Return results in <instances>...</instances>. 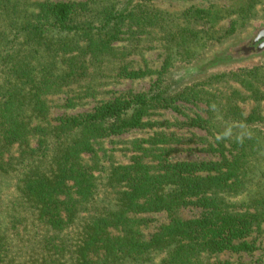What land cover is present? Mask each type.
<instances>
[{
    "label": "trees",
    "instance_id": "16d2710c",
    "mask_svg": "<svg viewBox=\"0 0 264 264\" xmlns=\"http://www.w3.org/2000/svg\"><path fill=\"white\" fill-rule=\"evenodd\" d=\"M127 4L0 0V264H95L97 256L100 264H210L224 251H247L245 237L264 223V179L254 180L264 178L260 130L240 136L236 156L223 162L171 160L144 140H132L139 157L129 165L104 151L106 138L150 125L145 120L160 102L197 99L185 87L171 98L163 83L138 94L104 89L139 77L131 57L142 35L163 33V74L190 62L188 41L214 40L209 30L175 31L190 11ZM253 11L251 2L231 11L240 22L224 39L242 32L243 13ZM102 93L111 96L101 99ZM54 96L66 98L70 109L96 104L54 124L48 105ZM154 139L153 145L164 142L163 135ZM190 204L203 214L183 221L177 211ZM143 214L166 219L149 238Z\"/></svg>",
    "mask_w": 264,
    "mask_h": 264
},
{
    "label": "rangeland",
    "instance_id": "374dc122",
    "mask_svg": "<svg viewBox=\"0 0 264 264\" xmlns=\"http://www.w3.org/2000/svg\"><path fill=\"white\" fill-rule=\"evenodd\" d=\"M123 2L128 3V9L138 2L142 6L152 5V8L171 11L175 15L185 10L190 11L191 16L187 21L184 20L174 26L175 31L178 28L189 29L192 33L201 29L209 30L214 40L207 43L195 39L188 41L187 47L192 54L190 62L175 63L168 69V74L167 72L163 74L162 68L168 65L165 61L167 53L163 33L158 32L151 37L142 35L141 50L131 57L133 58L131 60H134L132 68L140 71L139 77L121 79L104 89L121 94L129 92L138 94L149 92L155 84L163 83L168 85L171 98L179 95L180 90L185 87L192 89L190 95H196L197 99L192 101L191 98L186 100L173 98L168 106H163L164 102H160L147 116L145 121L150 125L145 129L106 138L103 149L106 153L114 155L116 164L129 165L135 157H139V153L134 151L136 145L132 140H144V146L149 149L158 148V152L171 157V160L223 162L225 158L232 160L236 156L237 150L233 148L240 136L248 139L254 135V130L264 133V55L243 58L240 54L236 55L234 60L233 51L228 49L264 21V0H122ZM248 2L253 3L254 11L244 12L241 17L243 24L248 21V26L242 32L233 33V37L225 40L233 21L238 24L240 22V16L235 14L230 16V12L244 8ZM210 9L212 12L222 13L217 17H205L200 14ZM254 15L256 17L252 19ZM215 23L217 25L213 27ZM146 31L147 29L142 32ZM179 41L180 39L175 40L177 43ZM225 51H229V56L223 60L218 59L217 56ZM255 73H259V77H255ZM110 96L104 93L100 95L103 97L101 99ZM65 99L63 96L48 98L53 119L51 122L54 124L64 113L75 115L87 112L96 104V101L88 100L82 106L70 109L64 106ZM248 118L255 121L248 124L246 122ZM193 119L202 121L194 125ZM160 135L164 137L163 144L153 145L154 138ZM157 142L159 143V140ZM262 164L264 162H261ZM257 179L262 181L264 178H259L257 174L254 180ZM256 185L255 183L252 186ZM177 213L181 220L190 221L198 219L203 214V209L190 204L180 208ZM143 218L146 224L142 230L147 238L166 222L163 214H143ZM244 242L249 247L247 251H224L213 255L210 264H264V223L259 229L255 227L245 237ZM239 243L240 241L236 242ZM99 258L93 257L95 264H100Z\"/></svg>",
    "mask_w": 264,
    "mask_h": 264
},
{
    "label": "water",
    "instance_id": "95a60500",
    "mask_svg": "<svg viewBox=\"0 0 264 264\" xmlns=\"http://www.w3.org/2000/svg\"><path fill=\"white\" fill-rule=\"evenodd\" d=\"M228 49L235 53L232 57L234 60H236L237 53H240L243 58L264 55V21L259 24L258 28L249 31L242 40L230 45ZM247 50H250L252 53H248ZM228 52L229 51H225L217 56L218 59L223 60L228 57Z\"/></svg>",
    "mask_w": 264,
    "mask_h": 264
},
{
    "label": "flooded vegetation",
    "instance_id": "af4514ba",
    "mask_svg": "<svg viewBox=\"0 0 264 264\" xmlns=\"http://www.w3.org/2000/svg\"><path fill=\"white\" fill-rule=\"evenodd\" d=\"M248 51V53H252L250 50H247ZM235 53L233 52V55H234ZM236 55H240V53H237Z\"/></svg>",
    "mask_w": 264,
    "mask_h": 264
}]
</instances>
